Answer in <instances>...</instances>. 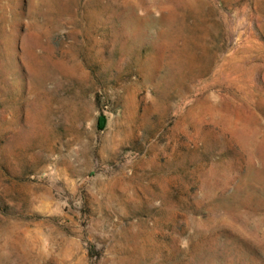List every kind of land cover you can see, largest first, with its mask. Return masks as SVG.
Instances as JSON below:
<instances>
[{
  "label": "rangeland",
  "instance_id": "rangeland-1",
  "mask_svg": "<svg viewBox=\"0 0 264 264\" xmlns=\"http://www.w3.org/2000/svg\"><path fill=\"white\" fill-rule=\"evenodd\" d=\"M0 264H264V0H0Z\"/></svg>",
  "mask_w": 264,
  "mask_h": 264
},
{
  "label": "trees",
  "instance_id": "trees-1",
  "mask_svg": "<svg viewBox=\"0 0 264 264\" xmlns=\"http://www.w3.org/2000/svg\"><path fill=\"white\" fill-rule=\"evenodd\" d=\"M99 102V99L97 98V103ZM105 108L103 107V108H99V115H100V117H102V118H104V114H103V110H104Z\"/></svg>",
  "mask_w": 264,
  "mask_h": 264
}]
</instances>
